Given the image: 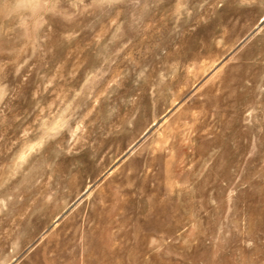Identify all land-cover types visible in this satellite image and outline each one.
Returning a JSON list of instances; mask_svg holds the SVG:
<instances>
[{"label":"rangeland","instance_id":"rangeland-1","mask_svg":"<svg viewBox=\"0 0 264 264\" xmlns=\"http://www.w3.org/2000/svg\"><path fill=\"white\" fill-rule=\"evenodd\" d=\"M0 264H264V0H0Z\"/></svg>","mask_w":264,"mask_h":264}]
</instances>
